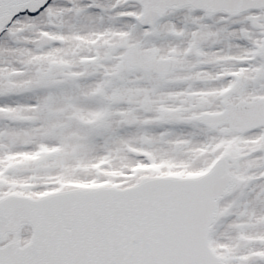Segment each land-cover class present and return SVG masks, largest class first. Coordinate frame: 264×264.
<instances>
[{"label": "snow or ice", "instance_id": "1", "mask_svg": "<svg viewBox=\"0 0 264 264\" xmlns=\"http://www.w3.org/2000/svg\"><path fill=\"white\" fill-rule=\"evenodd\" d=\"M0 264H264V0H0Z\"/></svg>", "mask_w": 264, "mask_h": 264}]
</instances>
